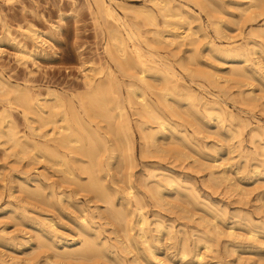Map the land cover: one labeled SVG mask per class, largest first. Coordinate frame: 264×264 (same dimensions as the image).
<instances>
[{"label":"rangeland","instance_id":"374dc122","mask_svg":"<svg viewBox=\"0 0 264 264\" xmlns=\"http://www.w3.org/2000/svg\"><path fill=\"white\" fill-rule=\"evenodd\" d=\"M173 1L171 0L174 5L185 4L184 6L182 4L183 9L190 13L191 20L194 19L191 24L192 30H188L186 26L176 30L180 35L191 34L185 40L181 39L184 44L179 40L182 44L180 46V43L173 45L156 41L154 42L156 44L152 43V39H157V36L152 35L154 28L152 26L145 28L148 24L142 23V20L144 22L147 20L140 15L142 6L147 9L152 6L149 1L147 3L146 0H106L129 28L135 33L137 31L138 36H142L135 37L133 42L126 38L130 56L135 57V49L131 47L135 42L138 43L135 44L136 46L142 47L140 50L146 58L150 56H147L148 53L151 55L156 53L150 58L161 60L165 58V62H169L184 81H181L184 89L182 93L194 92L192 94L195 96L192 99L198 101L199 112L196 114L198 121L192 118L188 109L190 98L184 96L185 98L176 104L178 108L171 103L172 99H168L177 111V115L174 111V115L169 114L167 119L174 126H182L183 131L187 133L186 136L190 134L187 136L188 141L176 137L171 132V124L161 130L158 129L156 122L151 121L149 126L146 124L145 131L148 129L147 131L153 133L155 137L148 138V141L144 140L141 131L134 123V119L138 117L132 114L133 110L127 104H124V111L131 120L134 142L133 159L129 161L124 157L122 145L117 141L116 144L113 142L110 144L113 136L103 132V125L106 126L107 122L114 124L113 120L109 119L105 122L101 117H95L96 121L90 120L94 123L90 122L92 126L97 125L98 130L101 129L99 132L108 139L111 145L109 149L116 150L112 152L109 150L101 156L100 167L95 166L93 168L95 173L92 175L104 181L103 183L110 188V192L115 196L113 200L117 210L122 209L117 206L120 203L119 197L126 193L129 185L134 188V193L138 198L140 197L142 212L148 218L147 224L150 229L148 234L154 238L152 245L155 256L150 258L148 255L141 239L137 237L136 227L131 232L137 239H135L136 246L138 245V248L135 247L137 251L133 246H131L132 250L129 247L126 252L118 249L122 245H117V241L123 237V227L121 228L123 221L118 219L123 215L119 213L117 219L111 214L113 210L106 201L101 198L100 200L96 194H91L92 192L84 191L80 185L77 186L73 177L80 179L81 183L89 181L87 173H82L79 167L73 165L72 179L67 171H63V167L58 168L57 165L52 166V163H48L43 158L39 159L40 153L29 152L33 156L38 155L39 160L29 153H27L28 158H26L27 154L26 157L21 154L16 156L12 154L15 153L14 149H11L12 152L9 150V144L5 146L2 143L0 144V264H104L105 262L106 264H116V262L117 264H133V262L134 264H264V42L260 43L261 38L257 35L252 36L249 31H255L257 27L264 25V16L256 18L254 22H246V17L241 16L237 8L230 6L229 11L232 13L225 18L235 23H231L227 28L224 27L225 29L217 34L209 26L205 14L192 2ZM224 1L226 3L229 0ZM115 2L118 4L116 5ZM97 11L93 0H0V76L18 85L20 92L23 90L30 94L33 92L32 94L38 96L41 101L46 99L51 102L57 94L64 101L66 98L75 97L73 99L75 104L78 103L77 98L87 92L85 75L94 74L93 70L98 71L100 68L105 70L109 67L115 76L117 75V79L126 84L125 80L128 79L122 77L114 62L123 56L118 55L119 58L116 59V55L115 59H110L108 53L113 52L114 49L112 46L114 40L108 37L109 27L111 28L113 23L110 18ZM129 21L135 26L137 24L140 26L134 30L135 26ZM197 23L202 26L199 30ZM121 26L119 25V29L124 34L126 26ZM148 29L151 33L147 32ZM35 33L41 34L42 37H36ZM163 35H166V31ZM143 37L145 43L148 40L146 44L141 39ZM246 41L249 42L248 48H251L252 41L259 43V46L253 49L254 53L251 52L252 50H247L246 55L240 54L242 55L240 56L236 51L239 48L237 46L246 44ZM190 44L195 45V50H192L194 46ZM109 47L110 49L107 50ZM187 54H190L191 58ZM246 58H249L248 62L245 61ZM181 62L185 68L180 67ZM250 63H253L252 67L255 65L254 68L257 69L259 76L249 74ZM237 68L244 69L241 76L236 75ZM96 73L94 78L101 76ZM206 73L213 74L209 76ZM213 77L218 78L219 85ZM208 78L211 80L209 81ZM156 83L155 87L158 88L152 89L154 93L160 88V84ZM124 84L121 86L122 95H126ZM223 86L226 88L224 89ZM52 90L54 92H51ZM147 92L150 98L155 99L152 92ZM14 94L10 92L7 95L13 97ZM247 94L250 95L249 98ZM7 95L0 96V111L4 107L8 108L7 112L11 113L10 116L17 123L20 132L28 134L27 122L23 119L21 111L23 103L18 104L19 101L15 102L12 99L11 104H8L5 101ZM214 100L218 105L212 103ZM207 101L209 106L203 109L202 103ZM27 113L29 116L30 112ZM218 115L220 122L216 118ZM29 117L32 119V114ZM74 157L78 158V156ZM78 159L84 161L80 164L89 166L87 158ZM98 168L101 169L98 171L100 174L97 172ZM211 172H214V175ZM221 172H224V179L219 175ZM68 181L72 183L69 184ZM158 183L163 195L159 201L154 198L152 189ZM50 184L54 189L53 194L50 193L52 192ZM24 185L31 190L34 189L32 190L35 193L34 197H29L34 195L32 191L29 192L32 195H26L28 192L25 191ZM69 185L75 186L69 187ZM38 193H40L39 198L36 195ZM131 205L134 206L133 198ZM132 215L137 219L135 213ZM135 218L133 219L136 220ZM82 219L83 222L90 223L87 225L89 228L85 229L89 238L102 241L101 243L105 241V246L108 245L105 253L95 260H80L79 255L70 257L65 253L60 254L61 249H70L81 244L83 237L76 232V227L81 228L80 223L84 224L81 222ZM158 223L160 227H156ZM214 223L221 230L231 227L235 232L233 234L235 236H231L234 241L222 235L217 241H211L210 248L206 249L202 241L197 242V238L202 235L210 237L212 232L208 230L212 229ZM41 225L54 230L55 235L52 233L51 241L57 247L55 251L58 252H53L51 250L54 249L51 247L42 245L44 238L42 240L39 236ZM250 228L256 232L257 243L247 238ZM237 233L239 240L236 238ZM56 235L58 239H53ZM252 241L255 245L251 243ZM183 243L190 248V252L185 257L181 256ZM233 246L236 250L232 252ZM195 252L202 255L201 261H195L193 256Z\"/></svg>","mask_w":264,"mask_h":264},{"label":"bare ground","instance_id":"6f19581e","mask_svg":"<svg viewBox=\"0 0 264 264\" xmlns=\"http://www.w3.org/2000/svg\"><path fill=\"white\" fill-rule=\"evenodd\" d=\"M93 1H94V5L96 6V10L101 12L107 18H110L111 23H113V26L111 28L109 27V34H108L109 36L108 37L112 41L114 40L113 41L114 45L112 43V46H114V49H113V52L110 51L108 53H110V55H109V57H111L110 59H115L116 55H117L116 59L119 58L118 55H120V57L123 56V58H121L123 60L120 59L121 61L116 60L114 62H116V65L118 66V68L122 74V77H126L128 79L127 81L125 80L126 84H124L123 81L118 80L116 77L117 75L115 76L113 70H111V68H109V67H106L105 70H103V68H100L98 71L93 70V71H95V73L97 72L101 76L94 78V77H96V76H94L95 73L91 74V75H89V74L85 75V79H86L85 86L87 87V92L83 96L80 93L81 96H79L77 98L78 99L77 101L79 103V104L78 103L77 104L79 106H77V104H75L73 101V99L75 97L72 96L73 99L72 98H66V101H64V99L60 98V96H58L57 94L54 96L53 100L50 99L51 102H48L46 99L42 100L43 101L42 102L41 100L38 99V96L32 94L33 92L31 94L28 91H24V90H23V92H20L18 85L12 84L8 79L4 78L1 75L0 76V96L2 97L3 94L7 95L10 92L15 93L13 97H9L7 95L5 98L6 100L5 99L4 100L8 104H11L12 99L15 100V102H16V100H17V102L19 101L18 104L20 102L23 103V104L22 103L21 104H22V106L24 105L23 106L24 110H23V107L22 108L20 107V108L22 109L21 110L22 115H23L22 117L27 122L26 125H27V128L29 129V132H28V134L25 132H20L21 130L18 129L17 123L10 116L11 113L7 112L8 108L4 107L0 111V141H1L0 144L3 143V144H5V146L7 144H9V146L7 145L9 150L12 152L11 149H14L15 153H12V154L13 155L16 154V156H20L18 154H21V156L24 155L23 157L27 156L26 158H28L27 153H29V152L31 153V151L37 152L36 154L40 153L39 159L43 158L45 161H48V163L49 162L52 163V166L57 165L58 168L63 167L64 168L63 171H67L69 173V176L74 174L73 173V165L79 167L80 170H82V173L83 172H85V174L87 173L86 176L89 177V181L88 180L86 181L87 183H85V182L81 183L80 179H78L76 177H73L74 178L73 179L71 176L70 178H72L75 181L77 186L80 185L81 188L84 189V191H86V192L89 191L90 193L92 192L91 194H96L99 197V199L101 198L102 200L106 201L107 202L106 204L111 206V208L113 210V213L111 212V214H113L114 217H117V219H118L119 217L117 215L119 213H122L123 216H120V218L118 220L122 219V221H123V222L121 221L123 223L121 225V228L123 227L122 228L123 237L122 238L120 237V239H118V241H117L118 242L117 245L120 244V245H122V247L118 248V249H121V251L126 252V250L129 247L132 250L131 246H133L134 248L135 247L138 248V245L136 246V240L137 239L135 238V235L131 232L136 227L137 231H138L137 237L141 239V243L144 244L145 249L147 250V253H149L148 255H150V258H151V256L152 257L155 256L154 255V246L152 245V238L153 237H151L148 234L150 231V229L148 227L149 225L147 224L148 218H147L146 214H143V212H142L141 200L139 199L140 197L138 198V195L136 193H134V191H133L134 188L131 185H129L127 191H125L126 193L119 197L120 203L117 206L118 207L120 206L119 208H122V209L117 210V208L114 207L115 206V203L113 200L115 197L114 194L111 193L109 190L110 188L106 184L103 183L104 181L102 182L100 179L95 178L92 175V173H95V172H93V168L95 166L96 167L99 166V163L101 161L100 160L101 156H103L106 152H109V150L111 152L113 150H115L113 148L109 149V147L111 146L110 144H112V142L114 144L116 141L119 142L120 145H122L121 147H123V149H121V150L124 151V153H123L124 157H126L129 161H132V159H133V143L134 142H133L132 125H131V120L129 119V116H127L125 111H124V104H127V106H129L133 110L132 114L135 115L136 117H138V118L134 119V123H135L136 127L141 131V137L144 140L148 141L149 140L148 138H153V136H154L153 133L147 131L148 129L145 131L146 124L148 125L151 122H153V123L156 122V124L158 125L157 127H159L158 129H161V130L164 129L165 126H167V125L169 126L171 124V126H170V127H172V128H170L171 132L176 137H178L179 139H185V141L187 142L188 141L187 136H190V134L186 136L187 133H185V131H183V129L181 128L182 126L181 127H180V125L174 126L167 119L168 115L175 111V108L171 103H173V104H175V106H177L176 104L178 102H180L182 99H184L185 98L184 96H186V98H190L188 109L190 110V114H191L192 118L197 120L196 114L199 112V109L197 108L198 107L197 106L198 101L195 102L193 100L194 99L193 96H195V95H193L192 93H194V92L188 90L189 91L188 94L182 93V91L184 89L181 86V81L183 79L181 80V77H179L177 75L174 68L172 67V65L169 62H165L166 61V60H164L165 58L163 60L153 58V57L150 58V56L155 55L156 53H154L152 55L148 53L147 56L148 55H150V56L148 58H146L144 56V54L142 53V51L140 50V49H142V47H140L139 45H137V46H139V47H137L135 44H138V43H135V42H134V44L132 43V46H131L132 48L134 47V49H135V51H134L135 57H131L130 56L131 54H129L130 52L128 53L129 46H127V44H126L127 43L126 38H128V40L131 39V41L134 40L135 37L138 36L137 31H136V33L134 31H132L129 28V25L125 23V21L122 19V17H120L115 12L116 10H114L112 8L111 4L107 3L106 0H93ZM110 1H112V0H110ZM148 1L151 3L150 5H152V6L149 5L150 7H148V9L145 8L144 6H142L143 9L144 8L145 9L144 10L141 9L140 13H142V14H140V15H143L144 17L143 16L142 17L145 18V20H147L145 22L142 20V23L147 22V24H148V25L145 24L146 25L145 28L150 27V26H152L154 28V29H152V33H153L152 35L157 36V39H155V40L152 39L153 40L152 43H154L156 41V42H164L167 45H173L176 43L177 44L180 43L179 46L182 45L180 41L183 42V40H181V39L185 40V38L190 37L191 34L180 35V33L177 32L178 31L177 29H180L181 27L186 26L188 30L189 29L192 30L191 24L193 23V20H194V19L191 20L190 13L187 10L183 9V7H182L183 3L182 4L178 3L177 5H174L171 2V0H148ZM148 1L146 0L147 3H149ZM184 1L192 2V4H194L201 12H203L205 14V17H206V20H207L209 26H211L214 29V31L217 32V34H219L223 29H225L224 27L227 28L228 26L231 25V23H235V22H231L229 19L225 18L226 15L230 16V14L232 13L229 11L230 6H233L235 9L237 8L239 10L241 16L244 15L246 17L245 18L246 22H254L256 20V18L264 16V0H245V1H243V0L242 1L241 0H229L228 2H226L227 4L225 3L224 0H184ZM115 3H116V5L118 4L117 2H115ZM184 5L185 4H183V6ZM138 8H140V7H138ZM138 15H139V13H138ZM133 19H135V18H133ZM237 22H239V21H237ZM105 23H107V21ZM130 24H133V23L130 22ZM138 24H139V20H138ZM138 24H137V26H138ZM119 25L126 26V32H124V34H126V36H124V34L119 29ZM141 25H144V24H141ZM238 25H239V23H238ZM133 26H135V25L133 24ZM133 26L131 28H133ZM137 26H135L134 30L138 29V28H136ZM239 26H242V25H239ZM201 27H202L201 24H198V27H197L198 30L201 29ZM256 29L257 30H255V31H251V30H249V31L252 33V36L257 35L258 37L261 38L260 43L264 42V25L260 26L259 28L257 27ZM183 30H185V29H183ZM164 31H166V35H163ZM200 31H202V30H200ZM147 32H150V29H148ZM181 34H182V32H181ZM250 34H247V35H249V37H250L251 36ZM35 35H36V37H42L41 34H38V33H35ZM139 36L142 37L141 35H139ZM192 38H194V37H192ZM141 39H142V41H144V37ZM106 42H107V40H106ZM147 42H148V40L146 41V43ZM188 42H191V41H188ZM143 43H145V41ZM248 43L249 42L246 41V44H238V46L236 45L237 47H239L236 50L237 53H239V55L240 54L246 55L247 50H250V51L252 50L251 52L254 53L253 49L255 50V48L259 46L258 45L259 43H256V42L253 43V41H252L253 44L250 43L251 48H248L247 47L249 45ZM154 44H156V43H154ZM183 44H184V42H183ZM186 44H187V42H186ZM157 45H160V44H157ZM190 45L194 46L192 48V50H193L195 48V45H193V44H190ZM109 49H110V47L107 50H109ZM259 49H261V48H259ZM148 50H150V49H148ZM149 52L151 53V51H149ZM108 53H106V54H108ZM248 53H250V52H248ZM242 55H240V56H242ZM188 56H189V58H191L190 54ZM249 56H250V54H249ZM248 60H249V58L248 59L246 58L245 61L248 62ZM190 61H192V60H190ZM252 65H253V63L251 64V67L249 68V74L251 76L252 75L259 76L260 74L256 71L257 69L254 68L255 65L253 67H252ZM183 66L184 65H182V62H181L180 67L185 68ZM201 69L204 70L203 68H201ZM237 69L238 70L236 71V73H237L236 75L241 76L242 71L244 69L243 70L239 69V68H237ZM131 71H133V72H131ZM97 73H96V75H97ZM245 73H247V72H245ZM206 74H208V73H206ZM211 74H213V73H211ZM211 74H208V75L211 76ZM215 78L213 80L215 82H217L218 78L217 77H215ZM208 80L210 81L211 79L208 78ZM155 82H157L156 84H158V85L160 84V88L158 91H156V93H154V91H153L155 88H158V87H155ZM182 82H184V81H182ZM122 84H124V86H125L124 87L125 91H126L125 92L126 95L124 94L125 96L121 94V93H123L121 91L122 90L121 89ZM217 85H219L218 82H217ZM221 87H220V89H221ZM223 87H224V89L226 88L225 86H223ZM26 90H27V88H26ZM29 91H31V90H29ZM147 91H150V93L152 92V94L155 95V99H152L153 97L150 98L149 95L147 94L148 93ZM51 92H54V91L52 90ZM240 92H243V91H240ZM246 96L248 98L250 97L249 94H247ZM169 97H171V98H169ZM168 99H172V102L170 103V101ZM197 99H199V98L197 97ZM251 99L253 100V98H251ZM42 103L46 104V105L43 104L44 106H46V108H44ZM212 103L218 105V102L215 100ZM207 104H208V101L202 103L203 109L208 108L209 105H207ZM176 108H178V106ZM9 112H11V111L9 110ZM27 112H30L29 116H30V114H32V116H33L32 119H30ZM175 112H176L175 114L177 115V111H175ZM115 115H116V117H115ZM173 115H174V113H173ZM95 117H101L103 120H105V122L108 121L109 119L113 120L114 124L107 122L106 126L103 125V127H104L103 132L105 134L113 136V138L110 139L111 140L110 144L108 142V139H106L102 135V133L99 132V130L101 131V129L98 130L99 127L97 125H96V127H95V125H94V127L92 126V124H94V123L91 122L90 120L94 119L96 121ZM86 118L88 120H86ZM216 118H217L218 122H220L219 115ZM177 126H179V127L177 128ZM199 126H200V123H199ZM201 126H203V124H201ZM195 130H197V129H195ZM173 134H172V136H173ZM37 137H38V139H37ZM151 145H152V143H151ZM155 145L157 146V144H155ZM117 146H118V144H117ZM61 147H63L64 149ZM114 148H117V147H114ZM154 148H156V147L154 146ZM61 149L64 151H62ZM4 151H7V150L5 149ZM6 154H7V152H6ZM36 154H34L35 156H33L32 154H30V155L35 157V159H36L38 157V155L36 156ZM31 156H29V157H31ZM74 156H78V158H83V159L87 158V161L89 162V166H87L85 164H80L81 161H79V159L77 157H74ZM39 159L37 158V160H39ZM42 162H43V160H42ZM83 162L84 161H82L81 163H83ZM77 163L80 165L78 166ZM107 164H108V162H107ZM99 169L100 168H98V170L97 169H95V170H97V172H98L101 170V169L100 170ZM76 170H78V169H76ZM211 173H212V175H214V172H211ZM80 174H81V172H80ZM63 175H65V174H63ZM219 175H221V177H223V179L225 178L223 176L224 172L219 173ZM68 182H69V184L72 183V182L70 183V181H68ZM115 183H117V182H115ZM128 184H129V182H128ZM24 186L26 187L25 191L27 190L26 192H28V193L31 192L32 190H34V189H32V190L29 189V187H27V185H24ZM50 186H51L50 188H52L51 184H50ZM70 186H72V185H69V187ZM74 186H72V187H74ZM81 188H78V190H80ZM152 189L154 192L153 195L155 196L154 198H156L159 201L163 196L161 194V188H160L159 183L156 184L155 188H152ZM51 190H52V192H50V193L53 194L54 189L52 188ZM113 191L116 192L115 190H112V192ZM36 192H38V191H36ZM28 193H26V195H32L31 193H33V191L29 194ZM33 194L34 195L29 196V197H34L35 193H33ZM39 194L40 193L36 194L37 197L39 196ZM58 194L59 193H57V195ZM61 197H62V195H61ZM189 197H191V196H189ZM41 198H43V197H41ZM131 198L134 199V206L131 205ZM40 200H42V199H40ZM47 200H48V198H46L45 201H47ZM49 201H51V200H49ZM51 204H53V203H51ZM54 205H56V204H54ZM133 213H135L138 216L137 219L135 218L134 215H132ZM132 216H134V217H132ZM121 217H124V218H121ZM133 218H135L136 220H134ZM84 219H82L81 222H83ZM47 222H50V221H47ZM83 223L85 225L80 223L81 228L80 227L78 228L75 226L76 230H77L76 232L81 234L83 237L81 244H78L76 247H71L70 249H66V248H64L63 250L61 249L60 254L65 253L67 255H70V257L72 255H79L80 260L81 259L95 260L102 253H105V251L107 250L106 247L108 245L105 246V243H104L105 241H103V243H101L102 241L99 242V241H96L94 238H91V237L89 238V236L85 232V229L89 228V226H87V225L90 223H88V224H87V222L86 223L83 222ZM159 224L160 223L156 224L157 225L156 227H160ZM41 226H42V229H40L41 231L39 233V236L42 238V240L44 238V240H43L44 242H42V245L44 247H51L52 249H54L51 251L54 252L57 247H55L53 241H51V237L53 236V234L55 235V232H54V230L52 231L50 229V227L46 228L43 225H41ZM211 227H212V229L208 230V232H212L210 237L206 236V235H202L201 237L199 236V238H197V242L202 241L204 243V247L206 249L210 248V242L211 241H213V240L217 241L220 238V236H222V235L228 236V238L229 237L232 238L235 236V235H233V234H235V232H233L231 227L227 228V230H221L217 225H215V223ZM238 234L239 233L236 234L237 235L236 238H238V240H239ZM248 234H249L247 237L248 239H251L254 242L257 241L258 238H256V232L252 228L249 229ZM81 235H79V236H81ZM170 236H172V234H170ZM97 237H99V236H97ZM54 238L58 239L57 235H56V237H53V239ZM225 238H227V237H225ZM98 239L101 240L100 238H98ZM140 239H139V241H140ZM232 239L234 241V238H232ZM236 241H237V239H236ZM248 241H250V240H248ZM253 241L251 243H253ZM235 245H236V243H235ZM144 246H143V248H144ZM188 247L189 246L186 243L182 244V250H181L182 255L181 256L185 257V255H187L190 252V248H188ZM252 247H254V246H252ZM136 248H135V250H136ZM235 250L236 249H234V246H233V249L231 247L232 252ZM55 252H58V251H55ZM109 253H110V251H109ZM193 256L196 259V260L194 259L195 261L199 262L202 259V255L199 254L198 252H195L193 254ZM134 258H135V256H134ZM97 261H99V260H97ZM101 261L104 262V260H101ZM80 262H82V261H80ZM104 264H106V262ZM116 264H117V262H116ZM133 264H134V262H133Z\"/></svg>","mask_w":264,"mask_h":264}]
</instances>
